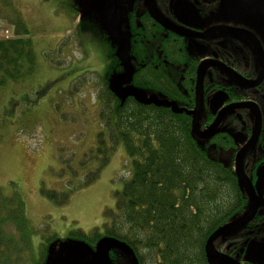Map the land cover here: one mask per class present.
I'll use <instances>...</instances> for the list:
<instances>
[{
    "label": "rangeland",
    "instance_id": "rangeland-1",
    "mask_svg": "<svg viewBox=\"0 0 264 264\" xmlns=\"http://www.w3.org/2000/svg\"><path fill=\"white\" fill-rule=\"evenodd\" d=\"M108 4L113 0H0V39L13 36L12 23L21 16L37 55L33 72L0 84V193L11 200L3 213L8 220L0 225V264H90L95 246L71 232L102 229L105 211L115 209V193L131 176L123 145L89 184L85 177L98 163L80 165L103 127L98 93L106 55L99 33L112 31ZM12 99L19 103L9 111ZM44 190L68 192V202L58 204Z\"/></svg>",
    "mask_w": 264,
    "mask_h": 264
},
{
    "label": "flooded vegetation",
    "instance_id": "flooded-vegetation-1",
    "mask_svg": "<svg viewBox=\"0 0 264 264\" xmlns=\"http://www.w3.org/2000/svg\"><path fill=\"white\" fill-rule=\"evenodd\" d=\"M108 10L115 70L126 71V52L129 85L191 121L201 150L224 171L222 183L232 190L209 197L219 200L220 220L206 230L204 251L193 247V264H264V0H151V6L147 0H113ZM99 38L110 42L106 30ZM196 116L199 131H211L208 137L194 132ZM248 215L215 237V253L208 251L212 234ZM110 255L112 264H133L119 248ZM28 260L23 264H45Z\"/></svg>",
    "mask_w": 264,
    "mask_h": 264
},
{
    "label": "trees",
    "instance_id": "trees-1",
    "mask_svg": "<svg viewBox=\"0 0 264 264\" xmlns=\"http://www.w3.org/2000/svg\"><path fill=\"white\" fill-rule=\"evenodd\" d=\"M12 25L13 36L0 39V84L33 72L37 61L31 31L25 21L19 16ZM78 30L87 53L81 25ZM104 30L110 42H101L99 38L102 47H106L107 63L104 72L99 73L102 82L98 105L103 127L98 132L95 149L85 153L80 165H88L92 160L98 163L85 177V184H89L100 176L117 147L123 145L131 159L132 171L115 193V209L105 211L103 228L96 227L89 233L78 230L71 235L93 246L104 236L118 238L135 251L142 264L147 258L154 264H193V247L197 244L203 252L206 230L217 226L220 220L216 214L219 200L209 197L227 195L232 190L222 183L224 171L201 150L203 144L193 135L190 120L152 102H140L134 96L121 98L111 88L118 72L110 49L113 31ZM49 82L39 94L46 91ZM18 103L19 100L12 99L9 111L16 110ZM44 193L58 204H65L69 199L68 192L44 190ZM197 195L199 199L194 198ZM8 200L11 201L0 193V225L8 220L3 214L10 209ZM15 202L22 209L23 203ZM20 219L23 224V215ZM1 230L0 235L4 232ZM19 231L24 239L23 229ZM199 264L206 263L202 260Z\"/></svg>",
    "mask_w": 264,
    "mask_h": 264
},
{
    "label": "water",
    "instance_id": "water-1",
    "mask_svg": "<svg viewBox=\"0 0 264 264\" xmlns=\"http://www.w3.org/2000/svg\"><path fill=\"white\" fill-rule=\"evenodd\" d=\"M147 4L149 6H151V0H147ZM109 5L110 4H108V6ZM153 15L155 16L154 13H153ZM155 17L157 19H159L158 16H155ZM160 21L166 25V23L164 21H162V20H160ZM121 56L123 58V61L126 62L125 66L127 69L124 73L118 74L113 78L112 83H111V88L121 98H126L128 96H134L140 102H144V103L153 102L154 98L146 97V95H145L146 93L143 90H140V89L136 90L135 88H133V86L131 87V85H129V83L132 80L131 79L132 74H131V70H130V66H129L130 60H129L126 52L124 54H122ZM122 83H126V85H127L124 90L120 89V86L122 85ZM156 103L162 104V102H158V101ZM193 129H194V132L200 137H208L211 134V131L204 132V133L199 131L197 116L195 117L194 122H193ZM238 170L241 173V170L239 168H238ZM250 218H251V215L245 216L239 222H237L233 225L225 226V227L219 229L218 231H216L214 234H212L211 237L209 238L208 242H207L208 251L212 254L215 253L214 247H213V241L217 235H219L220 233H222L224 231H227L228 229H230L232 227L243 224L244 222H246ZM112 248H119V249L125 251L128 258L133 262V264H139L137 256H136L135 252L133 251V249L124 241H122L118 238H115V237H111V236H104L98 240L96 248H94V250L92 251V253L90 255V261H91L90 264H112L111 255H110V251Z\"/></svg>",
    "mask_w": 264,
    "mask_h": 264
}]
</instances>
